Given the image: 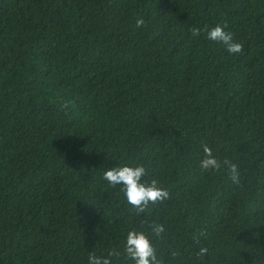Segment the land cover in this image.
Returning a JSON list of instances; mask_svg holds the SVG:
<instances>
[{
    "label": "trees",
    "instance_id": "1",
    "mask_svg": "<svg viewBox=\"0 0 264 264\" xmlns=\"http://www.w3.org/2000/svg\"><path fill=\"white\" fill-rule=\"evenodd\" d=\"M123 166L170 198L137 216L103 179ZM131 230L159 264H264V0H0V264H88Z\"/></svg>",
    "mask_w": 264,
    "mask_h": 264
},
{
    "label": "clouds",
    "instance_id": "2",
    "mask_svg": "<svg viewBox=\"0 0 264 264\" xmlns=\"http://www.w3.org/2000/svg\"><path fill=\"white\" fill-rule=\"evenodd\" d=\"M144 25V20L140 19L136 22V27L140 28ZM227 25H216L209 29L207 26L203 29L206 39L224 46L229 55H239L243 53V45L234 42L233 34L226 31ZM193 37L201 34L200 28L190 30ZM203 158L199 167L203 172L227 171L228 179L233 183H238L239 171L238 165L233 161L225 158L220 160L213 154L212 149L207 144H202ZM146 175V169L143 166L136 167H115L108 169L103 174V179L111 188H117L123 193V196L130 206V209L140 216L145 212L149 204L163 203L170 198L167 189L159 187V182L152 179L150 183H143L142 177ZM152 234L160 237L165 229L163 224L150 225ZM207 252L206 248L201 247L196 253L197 257L202 259ZM134 262V264H159L152 242L142 231L131 230L127 233L126 242L123 246V252L113 249L108 252L107 256H97L94 253L88 257V264H112V257L119 259L121 256Z\"/></svg>",
    "mask_w": 264,
    "mask_h": 264
}]
</instances>
